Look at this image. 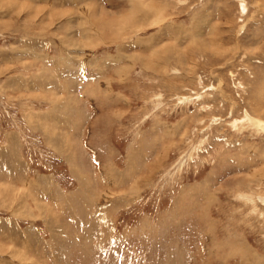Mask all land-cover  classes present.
<instances>
[{"label":"rangeland","instance_id":"1","mask_svg":"<svg viewBox=\"0 0 264 264\" xmlns=\"http://www.w3.org/2000/svg\"><path fill=\"white\" fill-rule=\"evenodd\" d=\"M0 264H264V0H0Z\"/></svg>","mask_w":264,"mask_h":264},{"label":"bare ground","instance_id":"2","mask_svg":"<svg viewBox=\"0 0 264 264\" xmlns=\"http://www.w3.org/2000/svg\"><path fill=\"white\" fill-rule=\"evenodd\" d=\"M254 121V120H253ZM257 122V121H256ZM255 121H254V123H256ZM258 123V122H257Z\"/></svg>","mask_w":264,"mask_h":264}]
</instances>
